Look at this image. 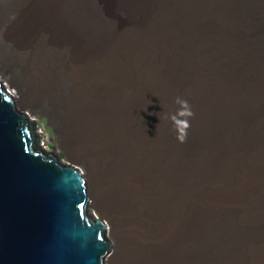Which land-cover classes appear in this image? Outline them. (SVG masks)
<instances>
[{
  "label": "bare ground",
  "instance_id": "obj_1",
  "mask_svg": "<svg viewBox=\"0 0 264 264\" xmlns=\"http://www.w3.org/2000/svg\"><path fill=\"white\" fill-rule=\"evenodd\" d=\"M0 78L84 163L110 262L264 264V0H0Z\"/></svg>",
  "mask_w": 264,
  "mask_h": 264
},
{
  "label": "water",
  "instance_id": "obj_2",
  "mask_svg": "<svg viewBox=\"0 0 264 264\" xmlns=\"http://www.w3.org/2000/svg\"><path fill=\"white\" fill-rule=\"evenodd\" d=\"M37 154L33 129L0 89V264H105L81 179Z\"/></svg>",
  "mask_w": 264,
  "mask_h": 264
},
{
  "label": "rangeland",
  "instance_id": "obj_3",
  "mask_svg": "<svg viewBox=\"0 0 264 264\" xmlns=\"http://www.w3.org/2000/svg\"><path fill=\"white\" fill-rule=\"evenodd\" d=\"M35 82V80H34ZM40 82V81H38ZM0 83L3 85V87L9 91L15 98L16 102H17V106L20 110H25V111H28L29 114H30V117L35 119L36 120V130L38 132H41V145L48 151H54L56 152L57 154L60 155V162L63 163V164H70V165H73L77 168H79L83 175H84V178H85V185H86V190H87V193L90 197V205H91V215H95V216H98L100 218H102L103 220H105L109 226V231L108 233L106 234V237L108 239L111 240L112 242V250L111 252L109 253V255L107 256L106 260H105V264H114L112 262H110L108 260V257L114 252V246L116 244V240L114 238V236L112 235L111 233V229H110V224H109V221L106 217L102 216L101 214V211L99 209H97L96 207L92 206L91 202H92V197L91 195L89 194L88 192V183H87V179L85 177V173H86V169H85V165L83 162L81 161H78L75 156L69 152L67 146L64 144V141L62 139V133L60 132V130L54 125L53 121H52V118H51V115L46 112V111H42L44 112L50 119L51 121V124L54 126L55 130L53 131V129L48 125V119L46 117H42L40 115L41 110H35V112L33 113V111H31L32 109H30L28 106L29 105H24L22 103H19L17 101V93H16V89L9 85L5 80H3L2 78H0ZM37 82H35V85L38 86V83L36 84ZM40 112V113H39ZM43 133V134H42Z\"/></svg>",
  "mask_w": 264,
  "mask_h": 264
},
{
  "label": "clouds",
  "instance_id": "obj_4",
  "mask_svg": "<svg viewBox=\"0 0 264 264\" xmlns=\"http://www.w3.org/2000/svg\"><path fill=\"white\" fill-rule=\"evenodd\" d=\"M176 103L181 107L176 113L170 116L177 131V139L183 143L187 139V130L190 127L189 118L193 116V112L186 100H182L179 97L176 99Z\"/></svg>",
  "mask_w": 264,
  "mask_h": 264
}]
</instances>
